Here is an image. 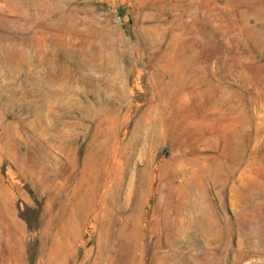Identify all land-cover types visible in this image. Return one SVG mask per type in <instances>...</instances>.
Segmentation results:
<instances>
[{
  "label": "rangeland",
  "instance_id": "374dc122",
  "mask_svg": "<svg viewBox=\"0 0 264 264\" xmlns=\"http://www.w3.org/2000/svg\"><path fill=\"white\" fill-rule=\"evenodd\" d=\"M0 264H264V0H0Z\"/></svg>",
  "mask_w": 264,
  "mask_h": 264
}]
</instances>
